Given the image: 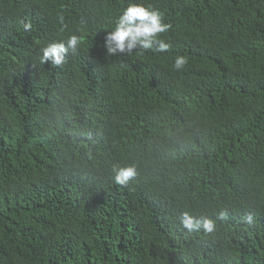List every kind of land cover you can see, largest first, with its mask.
I'll return each mask as SVG.
<instances>
[{
  "label": "trees",
  "instance_id": "trees-1",
  "mask_svg": "<svg viewBox=\"0 0 264 264\" xmlns=\"http://www.w3.org/2000/svg\"><path fill=\"white\" fill-rule=\"evenodd\" d=\"M134 2L167 52H107ZM0 264H264V0H0Z\"/></svg>",
  "mask_w": 264,
  "mask_h": 264
},
{
  "label": "clouds",
  "instance_id": "clouds-1",
  "mask_svg": "<svg viewBox=\"0 0 264 264\" xmlns=\"http://www.w3.org/2000/svg\"><path fill=\"white\" fill-rule=\"evenodd\" d=\"M30 25L25 24V28ZM172 25L164 21V17L159 10L151 8L142 2L129 4L117 16L112 29L105 34V46L109 54L117 52H132L137 47L145 50L155 49L159 52H167L170 45L161 39V34L168 32ZM80 44L77 35L69 36L67 47L63 43L51 44L43 49L42 62H51L59 66L64 63L68 48L75 49ZM188 63V58L182 54L177 55L173 62V69L182 71ZM135 175L132 167L122 168L116 175V182L124 184ZM251 222V216H248ZM181 225L191 231L202 227L206 232H213L216 223L212 219L205 218L203 221L196 220L187 211L181 214Z\"/></svg>",
  "mask_w": 264,
  "mask_h": 264
}]
</instances>
